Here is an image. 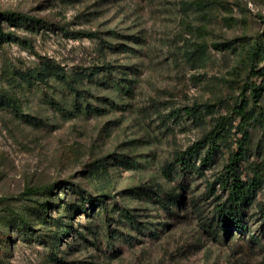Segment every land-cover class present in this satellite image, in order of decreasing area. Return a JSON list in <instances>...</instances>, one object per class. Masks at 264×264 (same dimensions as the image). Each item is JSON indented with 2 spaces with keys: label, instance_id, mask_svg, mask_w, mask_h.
I'll return each instance as SVG.
<instances>
[{
  "label": "rangeland",
  "instance_id": "rangeland-1",
  "mask_svg": "<svg viewBox=\"0 0 264 264\" xmlns=\"http://www.w3.org/2000/svg\"><path fill=\"white\" fill-rule=\"evenodd\" d=\"M256 43L264 0H0V264H264V183L248 228L214 233L243 99L242 178L264 170ZM223 115L214 159L179 165Z\"/></svg>",
  "mask_w": 264,
  "mask_h": 264
},
{
  "label": "trees",
  "instance_id": "trees-1",
  "mask_svg": "<svg viewBox=\"0 0 264 264\" xmlns=\"http://www.w3.org/2000/svg\"><path fill=\"white\" fill-rule=\"evenodd\" d=\"M29 19L31 21V26H33L35 22H44V19ZM260 54L261 50L256 43L253 45L250 52V61L252 64L257 59H259L260 62L262 60L264 61V59L260 57ZM43 77L44 73L42 72H34L31 74V78L34 80H42ZM245 90H250L254 105L260 108V112L262 116H264L260 104L261 97L264 93V84L248 81ZM248 105L249 101L243 99L232 111V113L240 119L239 127L242 130L243 138L240 140L238 150L231 153L229 162L225 166V172L221 174L218 180L220 187L226 191L227 198L216 204L215 210L220 218H222L221 227L214 231L217 238L226 239L232 227L236 228L237 231H241V233L248 228L244 216L253 203L257 191L264 183V170L262 168H258L254 177L248 180H243L242 172L240 171V163L246 156V145L250 140L249 126L253 118L251 111L248 109ZM185 113L198 121L201 120L203 116V111L199 104L186 107ZM229 117L230 116L223 115L217 118L212 129L204 135L201 141L191 145L185 152H179V154H177L176 162L182 167L198 170L193 158L206 148V153L201 157V160L209 164L217 154L220 141L226 136L230 124L228 120ZM6 217L9 222L14 223L15 227L25 228V226L28 225L27 218L16 210H7Z\"/></svg>",
  "mask_w": 264,
  "mask_h": 264
}]
</instances>
